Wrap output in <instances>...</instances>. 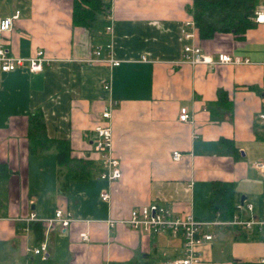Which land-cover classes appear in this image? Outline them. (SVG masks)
<instances>
[{"label":"crops","instance_id":"crops-1","mask_svg":"<svg viewBox=\"0 0 264 264\" xmlns=\"http://www.w3.org/2000/svg\"><path fill=\"white\" fill-rule=\"evenodd\" d=\"M111 2L110 13L83 27L74 24V0H0V18L20 11L13 28L0 32V48L24 58L42 49L48 58L40 72L29 62L0 67V264H39L28 249L42 241L50 248L42 264H164L183 256L182 238L145 235L121 220L153 203L207 219L216 181L234 184L262 212L264 174L253 163L264 160V23L201 39L186 24L193 0ZM191 43L212 58L225 52L251 63L193 65L183 60ZM183 107L188 121L180 120ZM37 113L50 142L33 153L29 125ZM99 124L112 127L121 163L123 175L111 183L100 177L94 150ZM55 142L68 146L62 160ZM175 151L183 154L178 161ZM105 189L109 201L101 198ZM59 208L76 219L69 227L31 221L24 229L22 219L53 218ZM216 233L200 247L199 264H264V232Z\"/></svg>","mask_w":264,"mask_h":264},{"label":"built area","instance_id":"built-area-1","mask_svg":"<svg viewBox=\"0 0 264 264\" xmlns=\"http://www.w3.org/2000/svg\"><path fill=\"white\" fill-rule=\"evenodd\" d=\"M20 11H17L12 16L0 18V32L9 31L14 26V21L19 17ZM254 21L257 23H264V3L261 4L254 16ZM187 25L195 26L194 20L188 21ZM112 25L107 27V31L111 33ZM186 39L194 36L193 32L184 31ZM96 54H101V48L96 50ZM183 60L190 62L193 65L207 64L212 66L219 65H240L249 64L251 60L241 56H236L230 53L221 52L216 58L208 56L203 49L195 43L186 44L183 51ZM48 61L44 50L39 49L35 55L29 58H24L11 54L7 49L0 48V67L2 71H13L25 62H29L30 70L33 72H40L44 68V64ZM110 62L113 65H119V60L111 58ZM105 89H111V83L105 84ZM111 109H106L103 112L104 118H111ZM180 120L188 121L191 119V114L186 107L180 110ZM260 118L264 123V112L260 114ZM96 138L94 140V150L99 154L103 164V171L101 178L108 182H113L121 179L122 169L120 160L113 153V130L110 125L99 124L95 128ZM180 151L173 153L174 160L182 158ZM253 166L260 173L264 174V160H257ZM101 198L104 201L111 199V193L108 190H103ZM221 213L218 212L214 218L199 219L194 214H187L185 216H177L173 210L164 205L153 203L140 208L133 209L130 216L125 222L133 229L145 234L155 235L160 233H168L172 237H181L183 240V256L175 259H169L164 264H199L202 262V253L200 247L207 241L213 240L217 235V230L226 227H240L247 233L264 232V206L262 212H257L256 207L252 202L238 204V213L234 215L233 219L225 220L220 218ZM26 225L25 230L29 229L31 221H39L45 226L51 227L54 224H60L62 228L69 227L76 219L72 213L63 208L56 210L53 218H38L35 213L29 217L22 219ZM116 220H111V224H115ZM83 241H89V233L81 234ZM29 252L37 255L43 261L50 259V248L46 241L40 242L37 246L29 248ZM264 262V258L261 260Z\"/></svg>","mask_w":264,"mask_h":264},{"label":"trees","instance_id":"trees-1","mask_svg":"<svg viewBox=\"0 0 264 264\" xmlns=\"http://www.w3.org/2000/svg\"><path fill=\"white\" fill-rule=\"evenodd\" d=\"M262 2L264 3V0H193L191 14L199 38L212 39L217 33H245L256 25L255 12ZM111 9V0H74V24L91 26L99 18L110 13ZM29 140L30 151L33 153H36L43 144L50 142L45 137V122L39 113L31 117ZM55 143L58 144V156L62 160L69 153L68 146L62 142ZM241 203V196L237 195L234 184L216 181L212 187L209 217L214 218L220 212L221 219H233L238 213V204ZM36 230L38 239H41L40 225L36 226ZM42 261L40 259L39 264H42Z\"/></svg>","mask_w":264,"mask_h":264},{"label":"water","instance_id":"water-1","mask_svg":"<svg viewBox=\"0 0 264 264\" xmlns=\"http://www.w3.org/2000/svg\"><path fill=\"white\" fill-rule=\"evenodd\" d=\"M244 201H245V196H242L241 202L244 203Z\"/></svg>","mask_w":264,"mask_h":264},{"label":"rangeland","instance_id":"rangeland-1","mask_svg":"<svg viewBox=\"0 0 264 264\" xmlns=\"http://www.w3.org/2000/svg\"><path fill=\"white\" fill-rule=\"evenodd\" d=\"M263 1V0H262ZM102 20V19H101Z\"/></svg>","mask_w":264,"mask_h":264}]
</instances>
